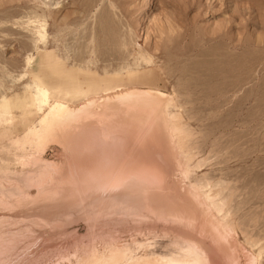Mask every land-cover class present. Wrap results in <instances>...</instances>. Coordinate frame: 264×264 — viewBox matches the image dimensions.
Here are the masks:
<instances>
[{
	"label": "rangeland",
	"instance_id": "374dc122",
	"mask_svg": "<svg viewBox=\"0 0 264 264\" xmlns=\"http://www.w3.org/2000/svg\"><path fill=\"white\" fill-rule=\"evenodd\" d=\"M135 88L166 92L168 114L102 106ZM45 90L94 101L21 148ZM194 238L264 264V0H0V264H85L118 242L180 254Z\"/></svg>",
	"mask_w": 264,
	"mask_h": 264
},
{
	"label": "bare ground",
	"instance_id": "6f19581e",
	"mask_svg": "<svg viewBox=\"0 0 264 264\" xmlns=\"http://www.w3.org/2000/svg\"><path fill=\"white\" fill-rule=\"evenodd\" d=\"M118 91H121V92H118ZM118 91L112 95H110V94L104 95L102 97V100H101L102 106H104L106 108L107 106L110 105L109 103H112V102L114 103V102L118 101V102L124 103V101H125V103H127L126 100L130 101V102H132L131 100H133V102H134L135 99H138L140 104L150 105L153 107V109H155L156 107H159L163 112L168 114L167 108H168L169 99L171 97L169 98V95L164 91H161L158 89L156 90V89H152V88H148V89H137V88H135V89H124V90L119 89ZM93 101L94 100H91V98H90L84 104H82L81 107L76 109V108H73L69 103L64 102L62 100L51 101L49 98V93L46 90L43 91V95L41 98V105L45 106L46 110L43 112L42 116L37 120L36 125L30 126L24 132L22 138H19V139L17 138V140H15L16 145L20 146L21 148L26 144H29L30 146L34 145V146L38 147L39 145H41L40 143H43L45 140H47L51 136L58 133L62 129V127L64 125L63 123L68 122L72 117H75V115H77L79 113L78 112L79 109H83V108L87 109ZM135 103H136V100H135ZM34 104L35 103H31L29 105L27 104V108L34 107ZM27 113L30 114V112H28V111L26 112V114ZM92 113H90V114H92ZM25 117H27V116L25 115ZM169 118H170V116H169ZM171 118H172V116H171ZM166 122L167 123L165 126L168 128L169 131H171V134L174 135V136H172L174 139L173 138L172 139L176 142L177 141V137H176L177 135L176 134L179 133V130L172 123V120L169 119ZM44 171H46V170H44ZM54 173H55V171H54ZM36 175H38V173H36ZM122 178H123V175H122ZM51 179H52V177H51ZM127 180H129V179H127ZM35 181H36V179H35ZM45 190H43V191L45 192ZM218 226L223 227V229L221 228V230H220L221 231L220 232L221 237L224 241L227 240L226 236L232 235V229L229 226H227V227L224 226V224H222V223H218L216 225V228ZM191 239L188 240L189 245L185 249H182V252L180 254H170V255L155 254V253H152L150 255H148V254L135 255V254H131L130 249L128 247H126L124 244H121L122 242H118L116 244H112L104 252H101L97 249L93 250L89 256V259L86 257L88 259V261L85 264H241V262L239 260L240 258L238 256L239 255L238 252H240V251L244 253V255L246 257V261L249 262V264H257L254 255L244 247H240V248L236 249L233 246H231V248L229 249V255L222 258L218 252H213L214 250H211V248L209 249L207 246H202L201 242L198 241L197 239H195V238H194V240H191ZM21 240H22V238H21ZM86 258H84V259L86 260ZM82 262H84V261H82Z\"/></svg>",
	"mask_w": 264,
	"mask_h": 264
}]
</instances>
